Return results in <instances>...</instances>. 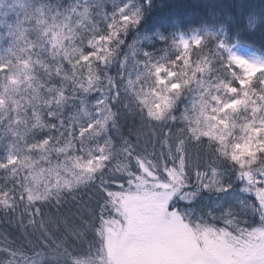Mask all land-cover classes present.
<instances>
[{
  "label": "snow or ice",
  "instance_id": "obj_1",
  "mask_svg": "<svg viewBox=\"0 0 264 264\" xmlns=\"http://www.w3.org/2000/svg\"><path fill=\"white\" fill-rule=\"evenodd\" d=\"M126 9L128 5L119 9V15L113 14L109 25L111 36L103 35L102 40L126 32L127 21L139 23V11L126 12ZM86 14L87 9L82 15ZM62 40L61 32L54 33V45L63 47ZM194 41L199 46L203 38L196 37ZM89 43L91 50L82 51L74 64L67 60L44 65L47 79L41 77L38 82L31 76L30 61H22L21 67L0 59V80L4 81L0 97L6 96L0 99V112L8 107L7 99H12L16 86L22 83L20 75L28 79L32 90L27 107L13 100L16 115L9 119L8 126L12 138L0 144L4 153L0 156V171L6 174L5 179L15 181L24 173L19 188L0 186V206L12 208L18 198L33 204L44 200L50 194L47 185L53 178L52 188L71 189L91 180L97 169L106 168L102 162L112 158L115 164L106 173L109 178L105 179L103 171L98 176L99 182L93 183L90 200L94 201V207L84 229L91 233L88 248H96L100 264H264V63L220 54L216 64L202 57L195 67L189 68L191 45L182 41L185 52L178 57L182 61L179 73L164 64H151L157 85H163L160 92L153 89L160 102L154 103L149 97L142 99L149 115L158 119L172 109L175 94L189 89L196 93L191 112L186 108L179 117H171V125L150 128L155 141L151 151L146 146L142 150L133 147L125 140V146L113 153L110 136L103 144L98 142L93 151L88 142L116 125L118 114L113 110V102L119 101L120 92L109 77L115 92L109 89L103 99L96 100L95 113L88 108L87 96L99 82V76L91 68L86 79L82 71L81 60L98 55L95 52L98 41L93 39ZM224 47L221 43L220 48ZM109 55L102 59L107 60ZM144 55L151 57L148 52ZM65 63L69 65L67 69ZM149 64L150 59L145 67ZM58 79L71 81L73 98L83 105L70 118L71 124L65 122L62 113L68 97L65 88L55 83ZM178 119L184 122V127L176 126ZM142 134L138 133L137 139ZM74 151H83L88 158L74 155ZM53 153L63 156V161L57 159L53 164ZM225 161L244 183V191L257 197L251 210L259 213L260 225L242 220L237 210L231 208L227 214L212 215L201 225L192 219L194 209L181 207V202L191 205L201 190L227 192L231 188V180L224 179L225 169L221 167ZM42 162H47V167ZM42 183L43 195L38 190ZM185 225L199 235L189 237ZM0 253L12 258L18 254L11 247H0ZM4 264H15V260H6Z\"/></svg>",
  "mask_w": 264,
  "mask_h": 264
},
{
  "label": "trees",
  "instance_id": "obj_2",
  "mask_svg": "<svg viewBox=\"0 0 264 264\" xmlns=\"http://www.w3.org/2000/svg\"><path fill=\"white\" fill-rule=\"evenodd\" d=\"M131 4L139 11L140 19L139 23L131 21L126 32L121 31V35H126L124 37L127 44L125 53L120 52L123 45L119 52L127 58L126 64L122 70L120 65L113 68L99 66L98 69L101 77L99 84L103 86L105 95L109 93V89L113 93L116 90L115 86L109 84V77L118 86L119 100L123 105L120 118L116 125L88 142V147L93 151L98 142L103 144L109 136L114 142L113 153L125 146V140L133 147L142 150L146 146L151 151L155 141L149 132L150 127L137 113L138 104H144V95L140 98V94L145 91V87L141 86L140 75L146 73L145 64L149 59L151 63L158 60L170 62L178 58L181 46L177 48L176 42L182 32L204 31L203 43L192 46L191 52L203 53V57L212 60L213 64L218 62L216 57L220 54L227 57V52L219 46L224 38L227 43L238 41L248 45L264 56V0H0L4 11L0 22V59L21 67L22 61L28 60L34 68L30 71L33 81L38 82L41 77L47 79L44 77V65H57L67 60L74 64L82 51L89 50L88 39L111 34L112 28L109 25L113 14L119 15V9L125 5L130 9ZM85 9L87 14L82 15ZM46 29L50 30L46 32ZM220 29L225 37H219ZM57 32L62 33L65 41L62 42L63 49L59 45H51L53 35ZM130 49L132 54H129ZM145 52L151 53V57L145 56ZM200 57L202 55L197 56L199 59ZM81 66L84 72L86 65L83 60ZM64 67L67 69L69 65L65 63ZM125 69H131L138 75L130 76L127 72V75L117 79L113 70L121 73ZM19 79L22 83L16 86L17 91L12 99H7L8 107L0 112V144L8 143L12 138L8 126L9 119L16 115L17 105L13 100L27 107V100L30 99L32 90L28 87V79L24 75H20ZM129 80L135 83L130 85ZM3 83L0 80V85ZM55 83L65 88L68 99L62 113L65 122L71 124L70 118L83 105L78 98H73L71 81L65 83L58 79ZM0 91H3L2 87ZM97 95L91 91L87 100L95 101ZM76 96H79L78 92ZM0 99H6V96ZM188 102L189 99L184 94L178 109L182 110ZM113 108L115 112L119 108L117 101L113 102ZM89 109L92 110L91 105ZM138 133H143L139 139ZM156 147L158 156L159 145ZM200 151L204 155L205 150L201 148ZM73 153L86 155L83 151ZM3 155L0 151V156ZM57 159L62 162L63 156L57 157L53 153L52 163L55 164ZM105 163V179H108L106 173L115 164V159L110 158ZM221 167L225 169L224 179L231 180V188L227 192L201 190L191 205L181 202V207L194 209L192 219L201 223H207L212 215L227 214L230 208L236 209L237 215L249 224L261 223L258 220L259 213L251 210L256 202L254 195L244 191L243 182L235 177L229 162H223ZM5 175L0 171V186L19 188L20 182L24 180V173L17 176L15 181L6 180ZM95 182H99L98 176ZM50 189V194L44 200L34 204L27 199L21 201L18 198L12 208L0 206V247H11L18 253L14 258L0 253V264L9 259H14L15 264H75L76 261L87 264L90 260L100 259L95 247L91 250L88 248L91 233L80 227V221L74 215L80 204L87 203L94 207V201L90 200L93 189L91 180H84L71 189ZM36 208L40 209L38 213L35 212ZM31 220L35 223H29Z\"/></svg>",
  "mask_w": 264,
  "mask_h": 264
},
{
  "label": "rangeland",
  "instance_id": "obj_3",
  "mask_svg": "<svg viewBox=\"0 0 264 264\" xmlns=\"http://www.w3.org/2000/svg\"><path fill=\"white\" fill-rule=\"evenodd\" d=\"M133 5L134 4H131V6L129 7L130 9H126L125 11L126 12L136 11L137 9ZM1 8H2V5H0V22H2V18L4 16V11L2 10L3 8L2 9ZM121 22L125 23V21L122 18H121ZM130 22L131 21H127V24H129ZM55 28H57V27H55ZM111 33H112V30H111ZM218 33L221 34V35H219V37H221V36L225 37V33L223 31H221V29L219 30ZM108 35L111 36V34H108ZM124 36H126V35H121V32H119L118 35H116L115 37L108 39V40H102L101 39L102 36L90 37L88 39V43H89V41H92L93 39H95V41H98V44L95 48V52L98 55L90 56L88 61H84L85 65H86V70H87V72H86V70L83 72L85 79L87 78L89 68H91L93 71H96L97 75L100 74L97 70V65H99L103 68H104V66L106 68H108V67L113 68L117 65H120V66H122V67H120V69L121 70L123 69L124 64H126V62H125L126 57H123V54H120V52L122 51L123 53H125V51H126L127 42H125L126 39ZM196 37L204 38V31L194 30L190 33L182 32L178 36V41L176 42L177 48L179 46H181L179 48L181 50V53L180 54L178 53L179 54L178 57L182 56L185 52L184 45L182 44V41H188L189 44L191 45V47L188 49V52L190 53V59L192 62L191 65L189 66V68L195 67V64L204 56L203 53H198V54L194 53L193 54V52H191L193 49L192 46L196 45V43L194 41V38H196ZM64 40H65V38H64ZM62 42H65V41L62 40ZM221 43H223V45H225V47L223 49L227 52V56L236 55L237 57L244 59V60H247V61H250V62L264 63V56L262 54H260L259 52H257L256 50H254L252 47H249L248 45H245V44L240 43L238 41L227 43L225 38L220 41V44ZM220 44H219V46H220ZM51 45L55 46L53 41L51 42ZM122 45H123V47H122ZM59 47H60V45H59ZM89 47L91 48L90 43H89ZM90 48H89V50H91ZM120 48H121V50H120ZM60 49H63V48L60 47ZM119 50H120V52H119ZM108 53H111V55L108 56V59L107 60L102 59V57L108 55ZM129 54H132L131 49L129 51ZM198 55H202V57H200V59H199V58H197ZM143 58H145V57L143 56ZM119 60H120V62H118ZM174 60L177 61L176 64H172L170 62H165V61L163 62L160 60H158L156 62H151L149 64L148 68H146V73L143 72L140 75V78H141L140 80L142 81L141 86L145 87V91L144 92L142 91L144 94V97H154L155 98L153 89H155L156 92H160L163 89V85H159V86L157 85L156 76L153 74L155 70L151 69V64H164L166 67L171 68L173 71L179 73L180 71L178 69L182 64V61H180L178 58L174 59ZM126 61H127V58H126ZM33 69L34 68H31L30 71H33ZM113 71L115 72L117 79L127 75V72H128V74H130V76L138 75V74L133 73V71L131 69L130 70L125 69L121 73H119V71H117V70H113ZM162 75H167V74L165 73ZM193 87H195V85H193ZM99 90H101V92H99ZM92 91H93V93L98 94L96 99L97 98L103 99V97L105 96L103 86H101V84H99V82H98V86L94 87L92 89ZM147 91H149V92L147 93ZM185 94H186V98L190 100V97L192 94L189 93L187 89H185ZM106 95H107V93H106ZM96 99H95V101H93L91 99H90V101L87 100L88 101V105H87L88 108L91 105L92 110L94 112H95ZM157 101H158L157 98H155L153 100L154 103H156ZM73 154L76 155L75 153H73ZM80 156H83V155H80ZM84 156H86V155H84ZM42 163L44 164L45 167H47V163H45V162H42ZM67 175L70 176L71 174L68 173ZM51 183H55V178L52 179ZM51 183L48 184L47 187L51 188ZM243 186H244V183H243ZM38 190L40 191L41 195H43L45 192V184L42 183L40 186H38ZM254 197H255L254 200L256 201L257 197L255 195H254ZM258 220H260L259 222H261L260 215H258ZM196 222L200 223L201 225L206 224V223H201L198 220H196ZM260 224L261 223H259L258 225H260ZM184 231L189 237L199 235V233H197L195 229L191 228V226H188V225L184 226ZM112 251H113V249H110V254ZM87 264H100V259L90 260L89 262H87Z\"/></svg>",
  "mask_w": 264,
  "mask_h": 264
},
{
  "label": "clouds",
  "instance_id": "obj_4",
  "mask_svg": "<svg viewBox=\"0 0 264 264\" xmlns=\"http://www.w3.org/2000/svg\"><path fill=\"white\" fill-rule=\"evenodd\" d=\"M99 69V65H97V70ZM179 71L182 70V67L180 66ZM190 70V69H189ZM96 73V71H94ZM99 76V75H98ZM100 76H99V80H100ZM154 83V82H153ZM189 93H191V97H190V100L188 103H186L183 107L182 110L178 109V105L180 104L181 102V97L185 94V90H182L180 93H177L175 94V97H174V101H173V107L172 109H170L169 111L165 112L163 115H161L158 119L157 118H154L152 116L149 115V112H148V106L145 105V104H138L137 106V113H138V116L140 118L143 119V121L150 127V128H160V127H166V126H169L171 125L173 122L171 121V117L173 115L179 117L181 115V113H183L185 111V109L187 108L190 112L192 110V107H193V100L196 96V93L192 90H189L187 89ZM143 93L140 94V98L143 97ZM150 99L154 100L155 98L154 97H149ZM134 99H137V98H134ZM160 101L158 100L156 103H159ZM119 103V108L116 110V113L118 114L117 115V119H119V113H120V110H121V107L123 106L122 105V102L119 100L118 101ZM140 109H143L142 111ZM242 115V114H241ZM176 126L177 127H184L185 124L183 121L181 120H177L175 122ZM88 157L85 156V159H87ZM103 164L106 165L105 162H102ZM104 171V168H100V169H97V171L92 175V178H91V183H94L95 182V178L97 176H99L102 172ZM65 195H71V193H65ZM91 210H92V207L89 206L87 203H83V204H80L77 206V209L75 210L74 212V215L79 219L80 221V227H82L83 229H86L87 227V221L90 219V214H91Z\"/></svg>",
  "mask_w": 264,
  "mask_h": 264
},
{
  "label": "bare ground",
  "instance_id": "obj_5",
  "mask_svg": "<svg viewBox=\"0 0 264 264\" xmlns=\"http://www.w3.org/2000/svg\"><path fill=\"white\" fill-rule=\"evenodd\" d=\"M246 59V58H245Z\"/></svg>",
  "mask_w": 264,
  "mask_h": 264
}]
</instances>
